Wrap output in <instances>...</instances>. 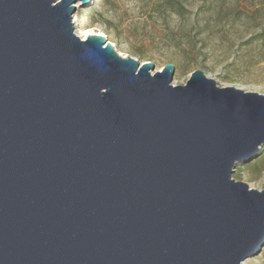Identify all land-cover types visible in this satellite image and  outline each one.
Returning <instances> with one entry per match:
<instances>
[{"label": "water", "instance_id": "1", "mask_svg": "<svg viewBox=\"0 0 264 264\" xmlns=\"http://www.w3.org/2000/svg\"><path fill=\"white\" fill-rule=\"evenodd\" d=\"M0 0V264H242L264 189V94L119 55L75 3Z\"/></svg>", "mask_w": 264, "mask_h": 264}, {"label": "rangeland", "instance_id": "2", "mask_svg": "<svg viewBox=\"0 0 264 264\" xmlns=\"http://www.w3.org/2000/svg\"><path fill=\"white\" fill-rule=\"evenodd\" d=\"M74 33L101 31L119 55L174 66L172 83L200 69L220 87L264 94V0H89ZM83 39V38H81ZM232 178L264 189V145ZM242 264H264V245Z\"/></svg>", "mask_w": 264, "mask_h": 264}, {"label": "bare ground", "instance_id": "3", "mask_svg": "<svg viewBox=\"0 0 264 264\" xmlns=\"http://www.w3.org/2000/svg\"><path fill=\"white\" fill-rule=\"evenodd\" d=\"M79 19L73 20L74 24L76 25L78 23ZM96 35V36H104V34L101 31H93V30H84L83 34L81 35V38H83V40L88 36V35Z\"/></svg>", "mask_w": 264, "mask_h": 264}]
</instances>
